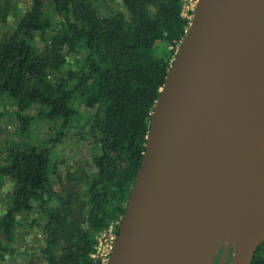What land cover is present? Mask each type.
Masks as SVG:
<instances>
[{"label":"trees","instance_id":"16d2710c","mask_svg":"<svg viewBox=\"0 0 264 264\" xmlns=\"http://www.w3.org/2000/svg\"><path fill=\"white\" fill-rule=\"evenodd\" d=\"M112 1L30 0L10 22L15 1L0 0V124L14 119L0 133V264H93L96 236L125 211L190 18L184 0ZM69 128L86 153L58 173ZM249 264H264V239Z\"/></svg>","mask_w":264,"mask_h":264},{"label":"water","instance_id":"95a60500","mask_svg":"<svg viewBox=\"0 0 264 264\" xmlns=\"http://www.w3.org/2000/svg\"><path fill=\"white\" fill-rule=\"evenodd\" d=\"M262 30L264 0H196L153 106L141 165L107 264H211L229 241L209 244V239L264 218L263 155L232 203L185 230L177 222L182 201L197 184L196 172L241 156L246 147L239 133L252 138L258 130ZM256 246L245 258L233 252L229 264H249ZM227 251L226 244L223 256Z\"/></svg>","mask_w":264,"mask_h":264},{"label":"bare ground","instance_id":"6f19581e","mask_svg":"<svg viewBox=\"0 0 264 264\" xmlns=\"http://www.w3.org/2000/svg\"><path fill=\"white\" fill-rule=\"evenodd\" d=\"M261 33H264V30ZM257 109L260 115L258 130L254 136L248 137L244 130L239 133V138L245 143L244 153L196 172L197 184L190 189V196L182 201L177 216L181 230L228 206L243 191L264 155V104H260ZM223 237L233 245L236 257L245 258L264 238V218L251 219L249 223L228 230L223 236L212 237L209 244Z\"/></svg>","mask_w":264,"mask_h":264},{"label":"rangeland","instance_id":"374dc122","mask_svg":"<svg viewBox=\"0 0 264 264\" xmlns=\"http://www.w3.org/2000/svg\"><path fill=\"white\" fill-rule=\"evenodd\" d=\"M14 1H15V6L7 4L9 7L7 14L10 16V20H11L10 22H13L12 20L14 19V16L16 17L19 12L25 10L30 3V0H14ZM106 2L110 6L116 4V2L112 0H106ZM195 2L196 0H185L184 2L185 3L184 14L189 18H191ZM96 8L97 10H99L100 13L103 14L106 12L107 6L103 3L98 2L96 3ZM32 110L33 109H30L28 112L33 113ZM13 126H14L13 116L7 115L6 119L2 120L0 124L1 127L0 133L1 135H3V138L6 135L5 133H11ZM38 126L39 128L35 127L36 130L35 132H38L39 134L44 132L46 125L44 126L38 125ZM38 138H40V136H38ZM86 145L87 144L84 140L78 138L75 129L72 130L69 128L66 133V138H64L63 142L60 145L56 146L55 148L59 160L58 161L59 167L57 172L58 173L62 172L66 167L73 164L75 160L81 159V157L86 153ZM8 187H9L8 183H5L2 186L0 184V192L7 190ZM1 199L2 197H0V201ZM25 226L27 225L25 224ZM23 233L24 231L21 232V236L23 237V239L20 237V241L21 243H23V246H26L27 244H30V242H32L34 237L31 234H28V232H26L25 234ZM226 244L228 246V251L226 256H223V249ZM233 252H234L233 245L231 243L225 242L224 245H222L220 250L215 255L211 264H218L220 260H223L226 264H229L233 256Z\"/></svg>","mask_w":264,"mask_h":264},{"label":"built area","instance_id":"2783aa9c","mask_svg":"<svg viewBox=\"0 0 264 264\" xmlns=\"http://www.w3.org/2000/svg\"><path fill=\"white\" fill-rule=\"evenodd\" d=\"M185 2V0H184ZM185 3L183 5L184 14ZM185 15V14H184ZM121 220L112 221L108 227L96 236V244L90 256L93 264H107L113 250Z\"/></svg>","mask_w":264,"mask_h":264}]
</instances>
